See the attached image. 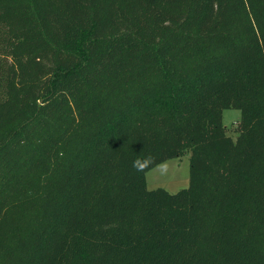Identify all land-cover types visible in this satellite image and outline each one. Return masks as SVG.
Segmentation results:
<instances>
[{"label": "trees", "instance_id": "obj_1", "mask_svg": "<svg viewBox=\"0 0 264 264\" xmlns=\"http://www.w3.org/2000/svg\"><path fill=\"white\" fill-rule=\"evenodd\" d=\"M0 264H264V0H0Z\"/></svg>", "mask_w": 264, "mask_h": 264}, {"label": "rangeland", "instance_id": "obj_2", "mask_svg": "<svg viewBox=\"0 0 264 264\" xmlns=\"http://www.w3.org/2000/svg\"><path fill=\"white\" fill-rule=\"evenodd\" d=\"M223 124L227 133L237 136L236 123L241 119V111L236 108H227L222 113ZM190 154L168 159L150 169L147 176L148 188L164 187L169 192H177L189 184Z\"/></svg>", "mask_w": 264, "mask_h": 264}]
</instances>
